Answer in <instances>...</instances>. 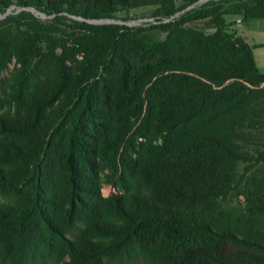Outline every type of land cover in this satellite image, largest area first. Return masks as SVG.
Listing matches in <instances>:
<instances>
[{
	"label": "trees",
	"instance_id": "obj_1",
	"mask_svg": "<svg viewBox=\"0 0 264 264\" xmlns=\"http://www.w3.org/2000/svg\"><path fill=\"white\" fill-rule=\"evenodd\" d=\"M174 1L0 0V264H264V0Z\"/></svg>",
	"mask_w": 264,
	"mask_h": 264
},
{
	"label": "rangeland",
	"instance_id": "obj_2",
	"mask_svg": "<svg viewBox=\"0 0 264 264\" xmlns=\"http://www.w3.org/2000/svg\"><path fill=\"white\" fill-rule=\"evenodd\" d=\"M205 2L206 0H198V3ZM175 5L179 4V0H175ZM192 6V5H191ZM188 6L187 9L191 8ZM14 11L13 7H10L6 10V14ZM154 8H136L124 11L122 13L116 14L114 20H108L103 22V24L113 23L118 25H124L127 27H135L139 24L153 22L154 18L151 17ZM41 21L44 22L45 19L41 17ZM236 20H240V23H237ZM227 24L230 25L229 30L235 33L236 37H240L246 44L254 46L252 49V56L257 65V69L260 73H264V20H247L243 21L240 17L225 18ZM98 24H102L99 23ZM61 33L56 39L55 47L57 48V53H62L65 51H73L75 46L73 45V36L75 32L66 27H60ZM45 40V38H44ZM42 39V42H44ZM10 69V67H9ZM111 193V189L108 187H103L101 194L107 196Z\"/></svg>",
	"mask_w": 264,
	"mask_h": 264
},
{
	"label": "built area",
	"instance_id": "obj_3",
	"mask_svg": "<svg viewBox=\"0 0 264 264\" xmlns=\"http://www.w3.org/2000/svg\"><path fill=\"white\" fill-rule=\"evenodd\" d=\"M237 23H240L239 20L236 21ZM103 196V195H102ZM103 197H106V196H103Z\"/></svg>",
	"mask_w": 264,
	"mask_h": 264
},
{
	"label": "crops",
	"instance_id": "obj_4",
	"mask_svg": "<svg viewBox=\"0 0 264 264\" xmlns=\"http://www.w3.org/2000/svg\"><path fill=\"white\" fill-rule=\"evenodd\" d=\"M253 60H254V58H253ZM254 62H255V60H254ZM255 65H256V63H255ZM256 68H257V65H256Z\"/></svg>",
	"mask_w": 264,
	"mask_h": 264
},
{
	"label": "water",
	"instance_id": "obj_5",
	"mask_svg": "<svg viewBox=\"0 0 264 264\" xmlns=\"http://www.w3.org/2000/svg\"><path fill=\"white\" fill-rule=\"evenodd\" d=\"M204 1V0H203ZM200 2H202V1H200ZM1 18V17H0ZM99 23H103V22H99Z\"/></svg>",
	"mask_w": 264,
	"mask_h": 264
}]
</instances>
